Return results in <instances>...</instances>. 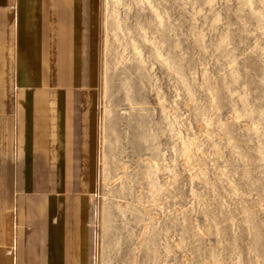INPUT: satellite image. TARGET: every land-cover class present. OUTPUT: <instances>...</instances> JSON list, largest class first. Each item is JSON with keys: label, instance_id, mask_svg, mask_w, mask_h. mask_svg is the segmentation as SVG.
<instances>
[{"label": "rangeland", "instance_id": "rangeland-1", "mask_svg": "<svg viewBox=\"0 0 264 264\" xmlns=\"http://www.w3.org/2000/svg\"><path fill=\"white\" fill-rule=\"evenodd\" d=\"M94 60L93 264H264V0H98Z\"/></svg>", "mask_w": 264, "mask_h": 264}, {"label": "crops", "instance_id": "crops-1", "mask_svg": "<svg viewBox=\"0 0 264 264\" xmlns=\"http://www.w3.org/2000/svg\"><path fill=\"white\" fill-rule=\"evenodd\" d=\"M97 30L98 0H0V264H93Z\"/></svg>", "mask_w": 264, "mask_h": 264}, {"label": "bare ground", "instance_id": "bare-ground-1", "mask_svg": "<svg viewBox=\"0 0 264 264\" xmlns=\"http://www.w3.org/2000/svg\"><path fill=\"white\" fill-rule=\"evenodd\" d=\"M98 143H99V141H98ZM77 205V204H76ZM77 208V207H76Z\"/></svg>", "mask_w": 264, "mask_h": 264}]
</instances>
